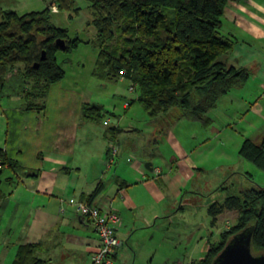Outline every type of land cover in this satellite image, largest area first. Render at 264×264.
<instances>
[{
	"label": "crops",
	"instance_id": "0c3cea01",
	"mask_svg": "<svg viewBox=\"0 0 264 264\" xmlns=\"http://www.w3.org/2000/svg\"><path fill=\"white\" fill-rule=\"evenodd\" d=\"M77 7L80 11L72 21L53 0H0L1 11L19 15L48 10L52 22L67 29L71 38L78 36L71 34L73 22L74 31H87L82 40L89 41L95 36L94 27L88 25L90 3L77 0ZM218 31L232 44L221 60L247 70L249 76L205 115L209 124L180 117L175 108L160 114L162 127L146 113L138 121L127 117L138 103L134 101L123 104L124 117L110 112L118 119L109 116L106 125L102 120H88L85 107L93 106L94 100L82 77L85 63L79 64L77 72L63 66L65 76L49 86L44 106L25 108V91L34 80L25 79L22 65L7 73L0 97V149L23 171L0 161V264H15L19 248L29 243L41 244L39 257L44 264H90L99 248V236L72 201L98 206L119 217L120 246L113 264H136L139 257L149 264L161 258L163 264H192L196 260L188 257L190 251L208 250L210 243L221 240L232 220L228 217L236 210L219 215L206 236L201 234L199 218L207 215L211 225L208 208L228 197L215 194L225 188L227 180L218 186L211 183L209 188L200 183L206 175L221 173L230 179L243 174L248 166L240 153L243 143L264 139V0L227 3ZM81 45L88 48L94 77L97 51L86 42L77 48ZM60 52L64 53L59 51L56 57ZM147 162L153 163V170L145 167ZM155 168L161 173L156 174ZM197 200H205L202 207L195 205ZM188 209L195 211L189 213L186 246L180 244L183 234L173 245L186 254L175 261L163 252L167 224ZM214 229L219 230L216 235Z\"/></svg>",
	"mask_w": 264,
	"mask_h": 264
},
{
	"label": "trees",
	"instance_id": "16d2710c",
	"mask_svg": "<svg viewBox=\"0 0 264 264\" xmlns=\"http://www.w3.org/2000/svg\"><path fill=\"white\" fill-rule=\"evenodd\" d=\"M87 1L91 14L88 25L95 29V36L89 41L78 36L71 38L67 29L52 22L48 10L24 15L0 10V97L7 73L22 65L25 79L34 80L25 91V108L44 106L49 86L65 76L56 54L71 53L83 42L97 51L94 76L103 81L120 80L123 72L138 92L134 102L142 106L150 119L175 108L180 117L209 124L205 115L249 76L247 70L221 60L232 44L218 30L226 4L235 0ZM53 3L69 13L72 21L80 11L77 0ZM117 29L122 33V46L112 48L110 43ZM58 40L64 41V50L57 46ZM38 98L42 101L37 102ZM93 109L97 108L85 107L84 117L101 121V112L96 117L90 115ZM240 153L264 171V139H246ZM0 161L23 171L7 159L2 149ZM226 210L238 212L237 223L223 231L221 240L210 243L206 255L192 264H213L230 238L251 225L255 226L253 252H264V186L211 204V226ZM40 251V243L22 245L15 264H44Z\"/></svg>",
	"mask_w": 264,
	"mask_h": 264
},
{
	"label": "rangeland",
	"instance_id": "374dc122",
	"mask_svg": "<svg viewBox=\"0 0 264 264\" xmlns=\"http://www.w3.org/2000/svg\"><path fill=\"white\" fill-rule=\"evenodd\" d=\"M167 14L169 13L167 12ZM71 24H72L71 34L73 37L74 35L75 36L78 35L81 38H86L88 36L87 31L76 33V31H74L75 24L73 22H71ZM62 25L67 26V28L70 29V26L68 25V23H66L65 25L62 23ZM110 46L112 48H116V47L119 48V46L120 47L122 46V33L118 29L116 32V37L110 43ZM87 50L88 48H85L84 46L81 45L80 48L74 49L71 53L60 52L57 55L58 63L62 64V61L64 60V58H67L66 64H69V65H66V64L65 65L62 64V65L68 71H70L69 68H72L76 72L81 69L79 64L85 63L84 65L85 69L83 70L82 68V71H83L82 77L84 80H86L85 83H86L87 92L93 95L92 97L94 100L92 102L93 105L97 104L99 106H102L101 110H98V109L91 110L90 115L92 117H96L97 115H100V112H101L102 121H103L102 125H106L108 124L106 121L108 120L109 116L113 118V120L118 119L117 117H113L110 112L114 111V114L117 116H123V117L126 116V110L123 109L122 106L125 102L134 101L138 95V92L134 91L133 85L128 79H125V80L114 79V80L103 81V80L96 78L95 76L92 77L90 74V69H92V63H91V60L89 59V52H87ZM131 87L133 88V90L130 89ZM224 103L222 102V105L218 108V113L222 112L220 109H222ZM145 115L146 114L142 106L139 103H136L134 107L130 110L129 114H127V117L134 116L136 117V120L139 121L140 119L143 120V117ZM248 117H249L248 123H250L251 115L249 114ZM162 120H164V118L162 119L161 115L158 116V118L156 117V121L159 127L164 126V122H162ZM113 124H115V121L113 122ZM247 128H249V124L247 125ZM246 163L248 166H246L243 169L242 172L244 173L241 174L242 176L238 174L235 177L233 176L230 179L229 178L226 179L227 177H223L221 173H218L217 175L211 174V176L206 175L203 177V181H201L202 183H200V186L202 188H209L211 187L210 186L211 183L216 182L217 184L216 186H218L221 182L223 183L225 180H227L223 183L225 188L222 191L220 190L219 192L215 193L217 194L219 198H224L225 196H230L231 194L239 195V194H242V191L257 187L258 185L264 186V171L260 170L256 165H254L253 163L249 161H247ZM199 179L201 178L199 177ZM239 191L241 192L239 193ZM204 201L205 200H200V201L197 200L195 205L198 204L199 206L202 207ZM192 211H195V210L188 209L187 212L185 210L184 214L182 215L180 214L176 216V218L175 217L171 218L170 221H168L167 229H166L167 239H166L165 249H163V252L166 255H168V257L171 258L172 260H175V261L180 260L183 258V252L186 254L185 251L181 250L179 245H178L179 249L174 250L173 245L175 241H178L179 243L180 235L183 234L184 239H183V242H181L180 244L183 247L186 246V243H187L186 234L189 232L190 220H191L190 214H192ZM233 217L236 219L233 220L234 219ZM228 218L232 220L227 222V225H228L227 227H231L233 226V224L235 225L238 219V212L237 211L234 212L233 214L229 215ZM199 224L202 228L201 230L202 236H206L207 235L206 230L211 229V225H210V222H208L207 215L204 214L203 216H200ZM221 226L222 225L219 224V228H221ZM213 231H214V234L216 235V233H218L219 230L214 229ZM205 243H206V240H203L202 244L204 245ZM206 250L207 249H201L200 247H198L192 252L190 251L188 253V257H191L195 259L196 261H199L205 256ZM161 260H163V258L157 259L156 263L154 264H163L159 262ZM146 263L149 264L148 262ZM146 263H144L141 257H139L136 262V264H146Z\"/></svg>",
	"mask_w": 264,
	"mask_h": 264
},
{
	"label": "built area",
	"instance_id": "2783aa9c",
	"mask_svg": "<svg viewBox=\"0 0 264 264\" xmlns=\"http://www.w3.org/2000/svg\"><path fill=\"white\" fill-rule=\"evenodd\" d=\"M125 79L124 73L121 72L120 80ZM133 88L131 87L130 89L133 90ZM116 154L117 151L114 148L113 158ZM155 173L160 174L161 169L155 168ZM71 204L79 215L91 220L99 236V248L93 253L90 264H113L117 249L120 246V240L117 236V227L120 222L119 217L115 213L102 211L98 206L73 201Z\"/></svg>",
	"mask_w": 264,
	"mask_h": 264
},
{
	"label": "water",
	"instance_id": "95a60500",
	"mask_svg": "<svg viewBox=\"0 0 264 264\" xmlns=\"http://www.w3.org/2000/svg\"><path fill=\"white\" fill-rule=\"evenodd\" d=\"M56 44L62 50L65 49L63 40H58ZM93 106L98 110L102 109V106L97 104ZM145 167L153 170V163L147 162L145 163ZM254 232L255 226L251 225L233 235L222 251L216 256L213 264H264V252H253Z\"/></svg>",
	"mask_w": 264,
	"mask_h": 264
}]
</instances>
